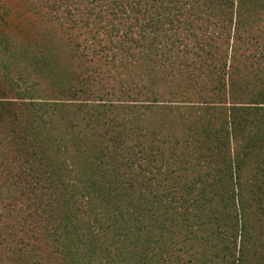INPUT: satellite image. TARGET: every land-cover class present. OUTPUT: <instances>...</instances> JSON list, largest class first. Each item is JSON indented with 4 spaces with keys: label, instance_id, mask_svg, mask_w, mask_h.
Here are the masks:
<instances>
[{
    "label": "trees",
    "instance_id": "trees-1",
    "mask_svg": "<svg viewBox=\"0 0 264 264\" xmlns=\"http://www.w3.org/2000/svg\"><path fill=\"white\" fill-rule=\"evenodd\" d=\"M85 4L87 16L83 21L87 28L92 26L85 39L108 40L106 44L99 41V47H105V51L91 50L98 59L103 57V64L88 67L83 75H77L80 88L73 86L72 90V83L67 84L68 96H91L86 95L88 99L83 102L87 104L77 109L87 126H95L98 119L103 127L108 125L100 114L97 119L89 112L91 103L114 105L112 99L124 98L128 103H144L140 105L147 108L159 105L155 98L147 99L149 95L145 93L140 99L137 92L106 89L111 75L103 67L113 70L119 65L114 54L107 55L111 49L121 51L125 59L120 62L127 66L130 44H142L147 58L143 43L161 39L168 52L179 56L174 63L178 66L177 71L174 69L176 75L184 81L179 86V97L192 100L185 101L192 106L223 111L216 118L221 119L216 126L218 161L234 166L235 176L253 149L264 150V0H85ZM76 7L74 0L35 2L38 12L61 11L72 17L76 16ZM71 24V30L79 28L76 20H71ZM99 34L101 37H97ZM88 52L87 48L83 56L87 57ZM21 79L14 88L19 99L24 100L23 106L41 113L40 124L46 133L54 135L48 137L59 152L38 146L33 151L29 145L34 138L20 136L5 139L12 144L9 151L0 135V145L6 147L0 149V263L199 264L200 245L213 249V257L224 264H244L242 238L248 229L246 222L239 225L236 220L225 229L219 228L213 223L219 212L213 209L216 203L207 199L204 189L195 201L185 199L194 190L190 185L186 186L189 193L182 200L181 196L177 200L157 191L164 182L163 167L151 161L147 151L132 152L129 158L131 152L127 153L125 164L129 171L113 167L102 171L101 167L104 176L96 179L81 177L79 170L67 166L64 159L60 160L61 167L52 169L48 158L61 154L67 147L56 125L59 119H55L62 112L58 106L66 102L33 96L20 83ZM252 82L256 85L249 89ZM186 91L192 95L184 97ZM170 102L178 101H165ZM50 107L53 109L47 117L43 112ZM161 108L174 109L169 105ZM114 136L120 142L122 135ZM231 142L235 143L233 148ZM224 155L226 160H222ZM222 170L216 174L226 175ZM260 172L264 177V166ZM258 191L253 200L254 210L264 214V188ZM223 194L216 192L219 198ZM206 227L209 229L203 233L216 242L198 234ZM211 260L212 255L207 262Z\"/></svg>",
    "mask_w": 264,
    "mask_h": 264
},
{
    "label": "rangeland",
    "instance_id": "rangeland-1",
    "mask_svg": "<svg viewBox=\"0 0 264 264\" xmlns=\"http://www.w3.org/2000/svg\"><path fill=\"white\" fill-rule=\"evenodd\" d=\"M37 1L40 0H0V101H8L0 102V135L4 139L3 143L9 146V151L12 144L5 139L20 136L30 140L34 138V142L29 145L33 146V151L34 147L38 146L43 147L45 151L49 149L59 152L56 147H52L48 137L49 134L52 137L54 135L46 133L40 124L41 113L23 106L24 100L19 99L18 90L14 88H17L15 82L19 83V78H22L20 83L28 87L33 96L52 99L57 103L66 102L58 106L62 108L58 109L62 112L55 119H59L56 125L61 130L67 147L61 154L48 158L52 169L61 167L63 164L60 160L64 159L67 166H74L79 170L81 177L96 179L104 176L101 167L102 171L105 167H113L122 172H125V168L126 172L129 171V165L127 168L125 164L127 153L131 152L129 158L132 157V152L147 151V157L163 167L161 177L164 182L157 191L177 200L181 196L182 200L185 194L189 193L186 186L190 185L194 190L185 199L195 201L199 200L200 190H206L207 199L216 203L215 206L213 204V209L219 211L213 220L219 228L225 229L236 220L239 225L243 221L246 222L248 229L242 238L245 243L242 245L244 264H264V214L254 210L253 206L258 189L264 188V177L260 172V168L264 166V155L261 154L264 150L260 152L253 149L240 168V173H235L236 177L234 166L227 161H223V165L218 161L216 155L220 146L217 142L219 137L216 126L221 119L219 121L216 118L223 111L217 107L208 109L192 106L185 103L192 100L179 97L178 93H182L179 86L184 82L176 75L178 66L174 63L179 56L172 51L168 52L167 45L161 39L148 40L151 44L143 43L147 58L142 53V44L139 47L130 44L131 52L128 54L127 66L120 62L125 59L121 57V51L110 48V52H106L107 55L114 54L119 65L113 70L103 67L104 72L110 73L111 79L116 76L113 80L106 81V89L116 93L137 92L141 95L140 99L142 93H145L149 95L146 96L147 99L155 98L159 105L147 108L146 105H140L144 103H128L124 98L112 99L116 102L114 105L91 103L88 104L89 112L93 116L96 115L97 119L100 114L108 125L103 127L98 119L95 126H87L78 110H81L79 105L87 104L83 102L88 99L87 96H91L78 93L77 97H70V87L67 84L72 83V90L80 88L81 80L77 75H83L82 72L88 67L103 64V57L99 55L101 58L98 59L94 55L96 52L91 50L105 51V47H99V41L106 44L108 40L105 37L101 40L85 39L86 31L92 27L87 28L83 21L87 16L85 0H74L77 5L74 8L77 10L75 17L65 15V12L61 11L38 12L35 10ZM89 12L91 13L90 10ZM73 19L79 24L76 30L70 29ZM100 34L97 37H101ZM87 48L89 54L85 57L83 54ZM254 84L256 85L252 82L249 89H252ZM190 95L192 93L186 91L184 97ZM165 101L178 102L171 104ZM164 105L174 109L170 111L161 108ZM52 109L50 107L43 114L50 116ZM116 133L122 135L120 142L114 140ZM231 143L233 148L235 143ZM150 146L153 147L149 150ZM3 147L5 146L0 145V149ZM200 156L204 158L201 160ZM222 160H226V155ZM218 170L224 171L228 176L216 174ZM200 181L202 182L199 183ZM194 182L198 184L195 185ZM217 190L224 193L221 198L216 195ZM215 227L213 226V229ZM204 229L209 228L198 230V234H201L202 238H209L210 242H216L213 237L212 240L211 236L203 233ZM197 247L199 264H224L213 257V249L200 245ZM210 255L212 260L207 262Z\"/></svg>",
    "mask_w": 264,
    "mask_h": 264
}]
</instances>
